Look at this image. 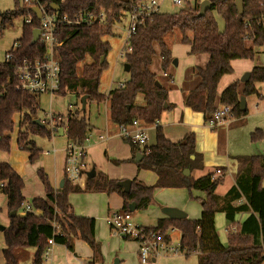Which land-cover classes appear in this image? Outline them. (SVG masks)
Returning a JSON list of instances; mask_svg holds the SVG:
<instances>
[{"label": "trees", "instance_id": "obj_1", "mask_svg": "<svg viewBox=\"0 0 264 264\" xmlns=\"http://www.w3.org/2000/svg\"><path fill=\"white\" fill-rule=\"evenodd\" d=\"M148 0H35L29 5L18 6L0 12V31L17 17H30L26 28V38L16 42L20 48L12 52L13 60L0 63V153L10 151V134L15 128L14 116L19 115L16 126V143L28 153V161L35 162L41 150L35 147L31 136L50 139L52 133L44 126L36 125L40 107L36 96L23 92L15 77V66L26 50L30 48L31 31L38 29L40 21L29 8L43 6L48 14H56L51 5L58 7V19L66 17L67 24H57L55 37L59 45L54 48V59L60 68L59 88L56 94L66 91L86 96L85 105H107L108 118L117 129L130 127L133 123L152 126L157 123L167 107V92L172 87L169 76H163L170 66L171 45L179 43L189 46V55L207 57L204 67H192L185 74L183 105L193 112L201 113L205 122L212 121L218 106H229L233 117L243 118L240 111L239 96L257 94L255 85L264 84V66L254 67L249 79L238 90V82L230 84L220 94L216 87L224 75L232 72L234 60H253L259 49L264 48V0H243V12L238 14L235 0H209L203 16H199L203 0H184L182 7L171 13H156L143 18L130 37L126 38L125 62L129 65L128 80L123 88L110 90L106 95L99 92V80L107 66L106 56L109 43L103 37L113 35V26L127 18L140 2ZM79 14L103 15L101 23L75 25ZM215 16L221 18L223 29L219 31ZM103 62H100L101 58ZM159 59L158 72L150 70L154 58ZM81 66L80 72L78 67ZM160 71V72H159ZM160 73V74H159ZM191 79L197 81L187 89ZM158 84V86L156 85ZM85 106V109H86ZM170 107V105H168ZM85 112V110L83 111ZM79 110L69 113L65 120L59 121L65 138L75 145H84L89 131L88 121L78 117ZM257 139L254 136L251 140ZM132 156L140 153L141 160L136 163L138 170H147L157 175L153 186H144L133 179L129 193L124 194L118 187L119 180H109L97 172L91 179H85L81 189L70 184L65 178L60 189H53L46 174L39 169L38 178L44 188V198L32 199L28 205L30 212H23L25 200L22 196L21 176L5 162H0V193L7 202L8 214L16 212L4 227L1 251L2 264H19L20 253L33 250L27 264H42L47 241L63 246L73 252L74 241L86 243L92 250L93 258L99 256V245L95 241V222L91 218L75 217L68 203L71 193H117L121 196L122 211L131 213L128 206L134 203V210H144L151 203L153 193L162 188H183V171H190L198 165L199 158L194 151V135H185L177 143L167 141L159 127L155 128V143L139 147L127 142ZM237 171L234 185L223 196L214 194L220 178L212 174L199 179H188L185 188L205 194L201 203L198 220L162 219L155 227L143 228L146 233H158L163 242L170 241V231L179 232L178 248L185 255L197 254V264H264V177L263 156H241L235 158ZM223 214L225 220L234 225L235 216L246 214L235 231L227 234V245L223 246L215 229L216 214ZM55 226L58 228L55 229ZM18 252V254H16Z\"/></svg>", "mask_w": 264, "mask_h": 264}, {"label": "crops", "instance_id": "obj_2", "mask_svg": "<svg viewBox=\"0 0 264 264\" xmlns=\"http://www.w3.org/2000/svg\"><path fill=\"white\" fill-rule=\"evenodd\" d=\"M24 36H26V33ZM263 53L264 49L261 48L252 61H232L230 63L232 72L221 77L216 87L217 94L220 96L227 86L235 82L239 83L238 90L241 91L243 83L240 82V78L245 73L250 74L254 67L264 66V61L262 62L256 58ZM171 56L172 59L176 60L175 64L173 65L170 63L165 74H163V76L170 77V83L172 84V87L167 92V107H165V111L161 114L155 125L145 126L135 124L128 129L142 130L147 135L145 146H151L155 143L156 126L160 128L163 137L173 144L180 141L185 135L192 133L194 135V151L198 155L199 162L195 168L191 171L189 170L188 179L196 180L208 174L213 175L214 171L219 169L222 174L216 176V178H220V183L215 187L214 194L223 196L235 182L237 171V161L235 158L241 156L264 157V84H256L257 94L245 97L246 115L243 118L232 117L224 122L209 126L201 113L193 112L183 105L182 93L187 70L196 66L204 67L207 63V57L204 55H189V46L179 43L171 45ZM124 83L125 82L122 84ZM196 83L197 81L195 79H191L187 89L192 88ZM107 93H104V95ZM89 105L96 107L98 110L103 107L107 108L105 103L99 105L93 103ZM168 105H170V107H168ZM99 115L100 114L97 113L92 119H89V121L87 120L89 131L84 145L86 151V158L84 159L85 179L87 178V173L93 169L94 176L97 172H101L109 180H128L132 182L133 179H136L144 186H153L157 181V175L151 171L137 169L136 163L142 158L140 153H135L134 156H132L131 146L118 136L117 127L110 122L108 116L105 122L99 123L97 120ZM54 117L57 118L59 115H50L49 120ZM37 120L40 122L41 126H44L41 120ZM49 120H47L48 124H50ZM56 120L59 122V118ZM53 127L57 128V125L54 124ZM50 128H52V126H50ZM254 136H256L257 139L252 141L251 139ZM68 143L69 142L66 140L65 148H63L62 180H60V182L63 181V183L64 156ZM45 154H48V152H45ZM18 157L21 162V169L15 165L14 159L10 161V163H5H8L12 169L21 176L23 180V189L21 193L24 200L27 199L29 203L32 199L44 198V188L37 174L28 185H26L24 181L25 175L23 174L26 171L24 162L25 159H28V155L23 158L20 156ZM40 169L44 172L43 168ZM46 176L48 178L47 174ZM85 179L82 185H72L82 189ZM183 181L184 178L182 183ZM60 182L58 186H54L50 183L51 187L55 190L60 189L62 187L59 186ZM261 186L264 188L263 182ZM185 187L183 183V188H162L155 190L152 203L146 209L134 210L132 212L131 215L134 224L142 228L155 227L158 221L169 219L162 212L165 208H173L181 211L185 214V219L198 220L201 214V203L199 200H203L205 194L194 190H191L189 193ZM1 195L4 197L3 194ZM68 203L75 217L91 218L94 220V237L99 245V256L98 258H93L91 248L86 243L76 240L74 241L73 252H69L63 246L55 244L52 249V264H60L61 262L65 264H111V260H115L113 264H123L124 259L127 257H129L130 260L132 258L138 260L137 244L130 240L121 239L107 222V219L113 213L122 211L123 201L120 195L114 192L108 194L102 192L71 193L68 195ZM5 204L6 213L9 215L6 199ZM24 213L23 211L17 215H23ZM221 215L224 218V215ZM246 216V214L236 215L234 225H230L225 218L223 220L224 222H222L220 213L216 214L214 220L215 229L223 246L227 245L228 232L235 231L236 227ZM5 220L6 225L4 227L8 225L9 216L8 220ZM223 223L225 225L224 240L219 234V229H217L219 226H222ZM178 236H180V234ZM56 247L62 248L64 252L54 250ZM28 251L31 254L33 250ZM58 255L61 257L62 261H57ZM151 262L154 263L155 260ZM2 263L3 259L0 264Z\"/></svg>", "mask_w": 264, "mask_h": 264}, {"label": "built area", "instance_id": "obj_3", "mask_svg": "<svg viewBox=\"0 0 264 264\" xmlns=\"http://www.w3.org/2000/svg\"><path fill=\"white\" fill-rule=\"evenodd\" d=\"M162 0H148L140 2L133 9V11L127 15L128 29L126 38L130 37L135 31L137 25L141 23L143 18L149 17L152 14L160 13L159 2ZM170 4L181 7L184 4V0H168ZM23 5H29V0H22ZM39 8L40 26L39 36L36 43L23 54L20 64L15 66V77L18 80L19 88L25 93L34 96L54 95L59 88V76L60 68L58 62L54 59V48L59 43L56 40L55 32L56 25L68 24L70 21L66 17L58 19L56 14H48L43 6L35 5ZM30 17L24 19V25L30 24ZM103 21V15L99 14L97 17L92 14H79L75 18V25H92L94 23H101ZM19 42H14L11 51H15L20 48ZM124 56V54H121ZM13 60L12 52H7L4 56V62H10ZM124 84L117 83L116 89L123 88ZM233 117L231 108L229 106H218L212 115L213 120L207 122L209 126H213L217 123L224 122ZM51 124L54 120H49ZM136 123H133L135 125ZM129 128V127H128ZM127 127H120L118 129V136L125 142H131L137 144L139 147H143L147 142V135L142 130H130ZM56 131L55 127L50 129L53 134ZM87 138L85 139L86 142ZM85 145V143H84ZM84 145H75L68 143L65 149L63 175L64 178L70 184H80L85 179L84 172V159L86 158V151ZM221 170L214 171L212 177L220 176ZM5 183H0V187ZM24 212H30L31 208L27 204L23 206ZM108 224L115 230L116 234L124 240H130L138 245L137 255L140 264H148L149 261L155 260L157 256L161 254L172 253L176 254L179 248H173L169 245V242H163L157 238L158 233H146L142 227L137 226L132 221L131 213L127 212H115L108 219ZM58 227L55 226V229ZM53 239L47 241V247L43 253L42 264H52V249L54 247ZM181 252V251H180ZM83 264V263H78Z\"/></svg>", "mask_w": 264, "mask_h": 264}, {"label": "rangeland", "instance_id": "obj_4", "mask_svg": "<svg viewBox=\"0 0 264 264\" xmlns=\"http://www.w3.org/2000/svg\"><path fill=\"white\" fill-rule=\"evenodd\" d=\"M30 3H34L35 0H29ZM23 6L22 0H0V12L6 10H12L15 5ZM159 11L160 13H171L175 12L179 9V7L170 4L168 0H162L159 2ZM183 6V5H182ZM181 6V7H182ZM217 26L219 31L223 29V22L220 17L215 16ZM128 29V20L124 19L121 23L115 24L113 26V35L111 37H103V41L109 43L110 49L106 56L107 66L104 70H102L100 80H99V92L101 94L107 93L109 90L116 89V85L119 82H126L128 80V73L124 71L125 57L121 54H124L127 51V36ZM26 33V28L24 26V17H17L12 20L11 24L6 25L0 31V63L4 61L5 54L12 48L13 43L22 39ZM27 34V33H26ZM27 35L24 37L26 38ZM264 49V48H263ZM260 61H264V53L258 55ZM159 65V59L156 57L153 59L152 66L150 70L152 72H158L157 68ZM81 66L78 67V72H80ZM160 74V73H159ZM76 93L66 91L62 94H54L43 95L37 97L40 107L37 113V119L41 120V123L44 124L45 128L50 131V126L57 125V120L64 121L66 116L69 113H75L79 110L78 117H84L86 120L92 119L94 116L99 113L98 122H105L107 120L108 112L107 108L103 107L99 110L92 105H85V112L81 110L80 105V97L76 98ZM103 106V105H102ZM105 106V105H104ZM101 107V106H100ZM50 115H55L59 117H54V123L48 124L47 120H49ZM15 123V128L13 132L10 134L11 142H10V151L8 154L1 153L0 161L1 162H9L13 159L15 160V165L20 168V157L27 156L28 153L21 148L18 147L16 143V135L18 133V127L16 124L20 121V116L16 115L13 118ZM46 122V123H45ZM53 137L48 139L46 137L40 136H31V140L34 142L35 147L41 150V155L38 159L30 163L28 159H25L24 165L26 166V171L23 175H25L26 185L30 183V181L37 174V171L40 168H43L44 172L48 175L49 181L52 185L58 186L60 180H62V158L64 155V149L66 145V138L64 135V130L62 127H57L55 133H53ZM54 150V152H53ZM48 152V154H45ZM264 183V177L263 181ZM28 189V187L26 186ZM28 200L25 199L24 206L27 205ZM6 204L5 198L0 194V227H4L5 219L8 220V216L6 213ZM219 218V217H218ZM220 218L222 222H224L223 216L220 214ZM218 227V226H217ZM225 225L223 223L222 226H219V234L222 239H225L224 232ZM178 232L172 231L170 232V241L169 245L173 248H178ZM138 246V245H137ZM4 248L2 234L0 230V263L2 262L1 250ZM54 250H58L59 252H64L62 248L56 247ZM18 254V252H16ZM31 258L30 252L27 250L26 252L20 253V263L19 264H27ZM62 261L61 257L58 255V260ZM115 260H111V264L114 263ZM59 263V262H57ZM65 264V263H60ZM110 264V263H109ZM123 264H140L138 260L129 257L124 259ZM148 264H197V255L196 253H190L189 255H185L184 252L178 251L176 254L167 253L161 254L155 258V262L151 261Z\"/></svg>", "mask_w": 264, "mask_h": 264}, {"label": "water", "instance_id": "obj_5", "mask_svg": "<svg viewBox=\"0 0 264 264\" xmlns=\"http://www.w3.org/2000/svg\"><path fill=\"white\" fill-rule=\"evenodd\" d=\"M242 1L243 0H235L234 4H235V7H236V10L238 12L239 15L242 14L243 12V7H242ZM209 5V0H203L201 3H200V8H199V13L198 15L199 16H203L207 7ZM51 8L53 9V11L56 13V15H58V7L57 6H54V5H51ZM29 11L36 16V18L39 20L40 19V16H41V13H40V10L38 7L36 6H32L29 8ZM38 36H39V30L38 29H33L31 31V45H34L38 39ZM104 58L102 57L100 62H103ZM175 59H172L171 63L174 65L175 64ZM124 71L126 73L129 72V65L128 64H124ZM249 76L250 74L249 73H245L241 78H240V82L242 83H245L248 79H249ZM156 85L158 86V84L156 83ZM85 101H86V96H82L80 98V105H81V110H85ZM239 104H240V111H245V97L244 96H240L239 97ZM164 108L166 107V105L163 106ZM34 124L36 125H40V122L36 119L33 121ZM94 176V170L91 169L88 173H87V178L88 179H91L93 178ZM188 177H189V169H185L183 171V178H184V186H188L189 185V181H188ZM62 183L63 181L60 182V187L62 186ZM118 187H120L122 189V192L124 194H127L129 193V190H130V185H131V182L128 181V180H123V181H120L118 182ZM135 209V205L134 203H131L129 206H128V210L130 212H133ZM163 214H165L169 219L171 220H182V219H185V214L182 213L181 211L179 210H176V209H173V208H165L162 210ZM14 216H16V212H11L9 214V218H13ZM4 227H0V230L3 231Z\"/></svg>", "mask_w": 264, "mask_h": 264}]
</instances>
